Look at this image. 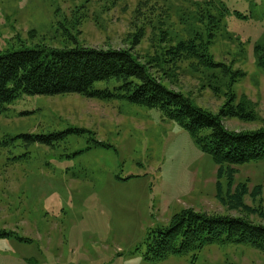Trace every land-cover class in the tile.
<instances>
[{
	"label": "rangeland",
	"instance_id": "rangeland-1",
	"mask_svg": "<svg viewBox=\"0 0 264 264\" xmlns=\"http://www.w3.org/2000/svg\"><path fill=\"white\" fill-rule=\"evenodd\" d=\"M195 31L227 72L185 54L149 71L213 113L230 93L233 105L256 112L252 121L223 117L227 130L264 128V0H0L1 53L131 48L144 63L168 60L164 52ZM31 134L58 137H21ZM232 168V177L219 175L159 108L122 96L21 93L0 112V264H264L263 251L222 238L161 260L145 256L149 237L186 210L264 225V159ZM238 186L247 194L232 208Z\"/></svg>",
	"mask_w": 264,
	"mask_h": 264
},
{
	"label": "trees",
	"instance_id": "trees-1",
	"mask_svg": "<svg viewBox=\"0 0 264 264\" xmlns=\"http://www.w3.org/2000/svg\"><path fill=\"white\" fill-rule=\"evenodd\" d=\"M212 36V34H208ZM132 44H136L133 39ZM209 41L199 32H194L191 40L181 41L166 50V59L140 62L130 49H96L83 45L63 49L23 48L17 51L0 52V112L19 94L58 95L80 94L90 98H110L122 96L130 103L149 108H159L164 116L184 128L208 153L219 167V175L227 173L232 177L233 165L264 159V128L241 131L227 130L223 117H234L247 121L256 118V112L244 103L233 105L234 94L218 113H213L196 105L189 96L167 87L161 79L149 71V65H161V61L172 62L182 54L198 60L205 68L214 69L224 64L213 62L207 54ZM233 75H239L233 72ZM116 80L120 84L114 89H96L99 81ZM115 91L122 93L115 94ZM28 143H45L58 136L21 135ZM50 144V143H49ZM232 186L229 182V189ZM260 188L255 187V190ZM254 190V192H255ZM253 192V193H254ZM246 186H238L230 195L231 207L240 208ZM225 200V199H224ZM234 243L248 244L264 252V225L254 224L244 217L228 215H208L186 210L173 216L170 225L158 229V234L149 237L148 259L161 260L172 253H188L219 239Z\"/></svg>",
	"mask_w": 264,
	"mask_h": 264
}]
</instances>
